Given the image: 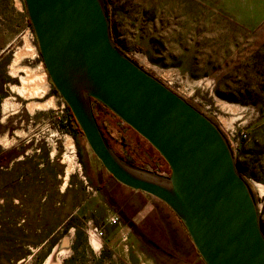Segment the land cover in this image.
Masks as SVG:
<instances>
[{"label": "rangeland", "instance_id": "374dc122", "mask_svg": "<svg viewBox=\"0 0 264 264\" xmlns=\"http://www.w3.org/2000/svg\"><path fill=\"white\" fill-rule=\"evenodd\" d=\"M105 1L114 44L220 128L264 228V11L253 28L232 15L264 0ZM52 89L24 0H0V264H204L167 205L109 177ZM92 106L114 149H139L131 158L170 174L145 139Z\"/></svg>", "mask_w": 264, "mask_h": 264}, {"label": "water", "instance_id": "95a60500", "mask_svg": "<svg viewBox=\"0 0 264 264\" xmlns=\"http://www.w3.org/2000/svg\"><path fill=\"white\" fill-rule=\"evenodd\" d=\"M52 87L120 185L167 205L204 264H264V228L233 151L210 118L112 41L105 0H24ZM93 101L145 139L169 175L118 156Z\"/></svg>", "mask_w": 264, "mask_h": 264}, {"label": "trees", "instance_id": "16d2710c", "mask_svg": "<svg viewBox=\"0 0 264 264\" xmlns=\"http://www.w3.org/2000/svg\"><path fill=\"white\" fill-rule=\"evenodd\" d=\"M26 8V7H25ZM27 11V10H26ZM28 24H29V26L32 28V25H31V22L29 21V19H28ZM33 29V28H32ZM52 91H53V93L54 94H57L58 95V93L56 92V90L53 88L52 89ZM94 103H97V102H95V101H93V104ZM97 104H99V103H97ZM101 107H103L101 104H99ZM104 109H106V108H104ZM66 110H67V115H68V120H69V122H70V124L72 125V127H73V130L75 131V133H77L79 136H81V137H83L84 138V135H83V133H82V131H81V129H80V127H79V125H78V123H77V121H76V119H75V117H74V115H73V113L71 112V110L69 109V107L66 105ZM107 110V109H106ZM108 111V110H107ZM94 115H95V117H96V119H97V122H98V125H99V127H100V129H101V131H102V133H103V135H104V137H105V139L107 140V142L109 143V145L112 147V149L114 150V148H113V146H112V144H111V142H109V139H108V136H110V135H108L107 134V132H105V129H104V127H103V123L102 122H100V120H99V118H98V116H97V114L95 113V111H94ZM108 135V136H107ZM111 137V136H110ZM113 137H111V139H112ZM113 140H114V138H113ZM116 140V139H115ZM138 150L139 149H133V150H127L125 147L124 148H121V151H122V154H119L118 152V155L119 156H121L122 158H124V159H126V161H128L129 163H131V164H133V165H136V166H138V167H148L149 165H147V164H145V163H141V162H136L135 161V159H133V158H131L132 156H134L135 154H137V155H139V153H138ZM115 151V150H114ZM127 151H128V153H127ZM141 154H143V155H145L143 152L141 153ZM130 156V157H129ZM139 158H140V155L138 156ZM163 159V158H162ZM147 169H149V168H147ZM153 170V169H152ZM159 171V170H158ZM157 172V171H156ZM161 172V171H160ZM159 172V173H160ZM109 177L110 178H113L111 175H109ZM200 257V256H199ZM201 259V258H200ZM202 260V259H201ZM204 263V262H203Z\"/></svg>", "mask_w": 264, "mask_h": 264}, {"label": "crops", "instance_id": "0c3cea01", "mask_svg": "<svg viewBox=\"0 0 264 264\" xmlns=\"http://www.w3.org/2000/svg\"><path fill=\"white\" fill-rule=\"evenodd\" d=\"M255 6V5H254ZM15 8L17 10L18 8V11L20 12V16L22 14V2L20 1H16V4H15ZM263 8V7H262ZM262 8H259V9H256V8H253L251 11H250V15H246V16H242L245 12L243 9H241L240 7H238L237 9H234L232 11V15H233V18H236L238 20H240V18H247V21H244L243 23L246 25V27L248 28H253L257 25L258 21L260 19H262V11L264 10H261ZM243 18V19H244ZM51 261H54V259H52ZM54 262L50 263L49 261L45 262L44 264H53Z\"/></svg>", "mask_w": 264, "mask_h": 264}, {"label": "built area", "instance_id": "2783aa9c", "mask_svg": "<svg viewBox=\"0 0 264 264\" xmlns=\"http://www.w3.org/2000/svg\"><path fill=\"white\" fill-rule=\"evenodd\" d=\"M170 85L171 84H169V86ZM206 109H209V107H207ZM232 136L235 137V135L233 133H232ZM241 138L242 139H246L247 138V135L245 133H242ZM59 139L62 140L63 149L65 151L64 155H68V156L72 155L73 156L75 154L74 153L75 152V148L72 149V147H74V144H73L72 138L69 136V134L67 132H65V129H63L61 131V134L59 135ZM109 223L110 224H113V225L120 224V219H119V217L114 216V217L111 218V220L109 221ZM93 233L94 234L95 233H98L99 234V231L97 229H94ZM99 235L100 236L102 235L101 232H100Z\"/></svg>", "mask_w": 264, "mask_h": 264}, {"label": "flooded vegetation", "instance_id": "af4514ba", "mask_svg": "<svg viewBox=\"0 0 264 264\" xmlns=\"http://www.w3.org/2000/svg\"><path fill=\"white\" fill-rule=\"evenodd\" d=\"M95 104H97V103H94V105ZM192 105V104H191ZM193 107H195L197 110H199L200 112H202L203 114L204 113H206V112H204L202 109H201V107H199V106H197V105H192ZM9 133L10 134H13V135H15V132L11 129V128H9ZM10 134H8V136L10 135ZM16 136V135H15ZM9 137H11V138H13V136H9ZM115 150V153L118 155V153L119 154H122V151H119V150H116V149H114ZM118 152V153H117ZM119 156V155H118ZM121 157V156H120ZM122 158V157H121ZM124 159V158H123ZM125 160V159H124ZM112 205H114V203L112 204ZM120 209L121 210H125L126 208H125V206L124 205H120ZM123 214H124V212H122ZM127 218H128V216H127Z\"/></svg>", "mask_w": 264, "mask_h": 264}, {"label": "bare ground", "instance_id": "6f19581e", "mask_svg": "<svg viewBox=\"0 0 264 264\" xmlns=\"http://www.w3.org/2000/svg\"><path fill=\"white\" fill-rule=\"evenodd\" d=\"M41 79V82L42 83H46V79H45V76H43L42 78H40ZM24 85V84H23ZM25 90V89H24ZM23 91V90H22ZM27 92V91H26ZM23 94H25V92L23 93ZM21 96H23V95H21ZM49 104H53V100L52 101H50L49 102ZM34 105V104H33ZM35 105H37V104H35ZM34 105V106H35ZM46 105V104H45ZM47 105H48V102H47ZM38 107H39V105H38ZM46 107V106H45ZM230 109V108H229ZM6 111V110H5ZM72 145V144H71ZM72 147V146H71ZM72 149H74V147H72ZM67 160H69V167H73V165H72V163H73V159L70 157V156H68L67 157ZM70 169V168H69ZM72 169V168H71ZM66 186V185H65Z\"/></svg>", "mask_w": 264, "mask_h": 264}]
</instances>
